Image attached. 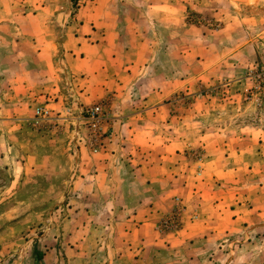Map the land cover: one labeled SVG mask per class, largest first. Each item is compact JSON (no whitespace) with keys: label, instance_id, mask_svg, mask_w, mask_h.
Here are the masks:
<instances>
[{"label":"rangeland","instance_id":"374dc122","mask_svg":"<svg viewBox=\"0 0 264 264\" xmlns=\"http://www.w3.org/2000/svg\"><path fill=\"white\" fill-rule=\"evenodd\" d=\"M109 14L114 53L77 63L88 70L82 83L105 91L82 98L71 87L78 55L66 50V27L88 15L111 25ZM263 69L264 0H0V264H264V216L246 222L249 213L232 207L220 219L194 193H202L203 135L222 134L238 114L264 127ZM153 96L159 106L148 107ZM97 106L108 120L95 136L86 112ZM180 135L192 147L162 152ZM108 144L117 175L164 156L197 187L175 192L173 169L151 175L150 222L159 220L134 236L146 220L124 197L125 180L87 200L79 193L95 190L73 183L86 178L80 150L90 163ZM258 171L264 191V164Z\"/></svg>","mask_w":264,"mask_h":264},{"label":"crops","instance_id":"0c3cea01","mask_svg":"<svg viewBox=\"0 0 264 264\" xmlns=\"http://www.w3.org/2000/svg\"><path fill=\"white\" fill-rule=\"evenodd\" d=\"M86 17L84 20L80 19V24L77 23L73 28L66 27V50H73L74 54L78 55L77 59L74 58L75 63H71V66L68 69L70 74L76 79L74 83H71V87L74 89L75 86V90L78 92L83 90L79 93V96L82 98H84L85 94L89 92L88 90L91 92L92 88L97 95L103 94L105 89L102 85L93 87L91 82L88 85L83 84L81 78L88 73V70L85 71L78 68L77 63H81L82 61L87 62L88 60L90 62H95L97 59V53L99 52L105 55H110L111 52L114 53V51H112L113 48H111V40L116 39L118 33L113 25L115 21L113 14L107 15L108 22L111 23V25L101 24V20L99 19L100 16L97 15H88ZM81 22L84 23L82 24ZM102 33L105 37H102ZM98 40L100 41L96 42ZM89 41H94L95 43L88 44ZM83 53H86L85 57L82 56ZM94 55L96 56L94 57ZM97 95L96 99L98 98ZM157 99L158 97L155 96L150 97L148 101L144 102V104L148 107H157L159 106V104H155ZM158 108L157 111L163 113L164 109H161L160 107ZM139 114L143 115V111L136 113V116ZM235 120L237 123L234 124ZM257 126V124L250 123L249 118L242 114H238L236 117H233L232 123L222 132V134L217 132L213 135V138L208 136L210 134L209 132L206 133V135H203L201 139H203L202 146L204 145L203 148H205L206 158L203 163L204 171L201 176L203 179H198V183H200L199 186L203 183L200 187L202 193L200 194L199 191L194 192L196 195L195 200L197 203L201 204V209L204 206L211 207L215 216L221 219L227 217V213L235 212L232 210V207H236V211L242 212L245 210L249 213H245V215H248V220L246 222H250L251 219L254 220L252 217L255 215L260 217L264 216V214H256L255 212L257 209H264V191L261 181L254 180L255 176L260 174L258 171L259 167L264 164V127ZM134 133L139 134V131H134ZM211 134H213V132H211ZM113 136H115V134ZM190 146L192 147V143L188 140L185 141L182 139V135H180V137L174 138L172 144L165 145L162 152L171 157L174 154L182 153L183 147L189 148ZM113 150L114 144H108L104 151L97 155H92V162L87 163L82 157L83 149H81L80 157L78 158V167L79 172L84 174L86 178L76 176L73 183L84 185V188H90L97 193L99 188L104 185L110 186L114 180H118L119 182L120 179L122 181L125 180L128 190L124 197L128 200L129 198H132L136 201V209L142 211V220H146V223L134 232V236L140 234L146 225L152 227L153 223L159 220V218L156 217L158 215L155 213L156 216H153L154 221L150 222V214L153 208H151L150 203H148L149 196L147 195L148 191L145 189V184H148V182L152 180L151 175H155L157 172L156 176H158L157 178L159 179L161 175L164 177L167 173H169L167 174L168 176H172L174 170L173 181H181L180 189H176L175 192H184L186 190L187 192L193 193L192 185H194L195 181L192 184L186 183V181H190L192 178L189 173L185 176L183 174L181 175V172L183 171L181 168L182 165L181 163L179 165L177 160L172 159L173 162L169 161V164H167V157L163 156L162 159L159 160V164L154 165L153 167L150 165V162L142 161L140 162L142 166L134 164L131 166L132 168H130L128 165L130 168L129 173L125 176H120L117 175L119 174L120 167H115L114 159L112 160L114 165L112 164V161H106V159L111 160V157H113ZM178 169H180V173L177 172ZM140 171L143 173L142 176L137 174ZM90 172H96L97 175H89L88 173ZM190 172L193 173L194 170L191 169ZM202 181H205V183ZM140 183H142L143 189L140 195L136 196L132 192L141 188ZM195 186L196 185L193 187ZM190 189L191 191H189ZM72 192L76 193L74 190H72ZM99 196L100 193L91 196L79 193V197L84 198L85 200L93 199L92 197L99 198ZM86 203L87 202L83 205V209H87L88 205ZM192 203H194V201ZM251 206L253 209H249Z\"/></svg>","mask_w":264,"mask_h":264},{"label":"built area","instance_id":"2783aa9c","mask_svg":"<svg viewBox=\"0 0 264 264\" xmlns=\"http://www.w3.org/2000/svg\"><path fill=\"white\" fill-rule=\"evenodd\" d=\"M258 77H260L261 79L264 78V69ZM86 116H88L90 130L95 136H97V134L102 131L105 122L108 120L107 113L102 106H97L87 111ZM95 144L96 143H91V147L96 151V147H94Z\"/></svg>","mask_w":264,"mask_h":264}]
</instances>
